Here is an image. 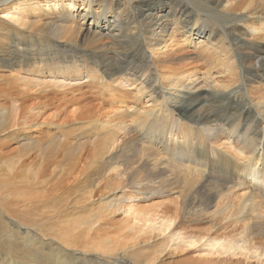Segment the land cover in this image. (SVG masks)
Wrapping results in <instances>:
<instances>
[{"label":"bare ground","instance_id":"6f19581e","mask_svg":"<svg viewBox=\"0 0 264 264\" xmlns=\"http://www.w3.org/2000/svg\"><path fill=\"white\" fill-rule=\"evenodd\" d=\"M263 83L264 0H0V261L161 264L158 232L264 264Z\"/></svg>","mask_w":264,"mask_h":264},{"label":"rangeland","instance_id":"374dc122","mask_svg":"<svg viewBox=\"0 0 264 264\" xmlns=\"http://www.w3.org/2000/svg\"><path fill=\"white\" fill-rule=\"evenodd\" d=\"M44 1V0H41ZM177 57L181 59H190L191 63L192 62H198V50L194 48L193 45H182L177 51H176ZM165 57H160V60H164ZM200 61V60H199ZM199 62V65H202L203 62ZM201 63V64H200ZM218 75H216L217 77ZM2 77L9 78L10 75L8 73L2 74ZM221 77V76H218ZM264 84V83H263ZM261 86V84H256L255 87ZM250 90V88H248ZM261 90H264V86L260 88ZM253 100V97H251ZM98 103V102H97ZM76 108L73 106L70 108L69 112L67 114H71L72 112L75 111ZM52 113H55L54 110L49 111L45 117H52ZM17 129H14L12 131H16ZM41 130H31V131H26L25 134L30 135L31 137L38 136L41 134ZM1 144H7V148L5 149V152L10 154V152H15L19 150V145L18 143L14 141H0ZM119 183H115V189L119 187ZM121 190V188L119 189ZM243 192H239V196H242ZM201 198H203V195H200ZM176 198V195H170V196H163L158 200L157 202L155 201L157 198L148 201V204H146L149 207H152L153 205L156 204H164L166 207L173 206L171 202L173 199ZM125 217L122 214H116L112 218L104 220V224L99 228V227H93L95 230L100 231V234H108L111 238H118L120 236L123 237H128L129 240L132 239V237L129 236V232L126 228L125 225H123ZM4 222V221H3ZM2 229H5V232L3 233L4 238L3 240L8 241H15L17 238H19L17 233H8L7 228L5 225L2 226ZM195 232V231H194ZM95 233V232H94ZM168 237L169 235L161 236L158 232H153V233H148L137 240V244L139 248L142 250V253L145 251H150L153 250L158 251L156 253L157 256L160 257L161 259V264H258L254 260L247 261L244 259V257H228V256H210L208 254V249H202L201 247L197 249H192L189 252L182 253L181 250H175L173 247V244H170L171 247H166L168 245ZM17 241V240H16ZM17 243H21V241H17ZM144 243L146 245H144ZM56 249V247L54 248ZM41 250V249H40ZM44 250V249H43ZM45 251V250H44ZM81 251V250H79ZM54 252V251H53ZM56 254L58 253L57 251L55 252ZM120 257H124V261L122 264H131L133 261V257H127V256H119L113 259H109L112 261H119ZM2 261L8 262L9 264H13L11 260H9L6 256H1ZM0 261V264L3 262ZM206 261V263H205ZM154 264L153 262L149 261L148 264ZM64 264H76V261H70L66 262Z\"/></svg>","mask_w":264,"mask_h":264}]
</instances>
